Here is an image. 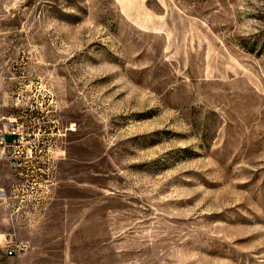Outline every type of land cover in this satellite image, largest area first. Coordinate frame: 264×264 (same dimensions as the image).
<instances>
[{
  "label": "rangeland",
  "instance_id": "rangeland-1",
  "mask_svg": "<svg viewBox=\"0 0 264 264\" xmlns=\"http://www.w3.org/2000/svg\"><path fill=\"white\" fill-rule=\"evenodd\" d=\"M0 264H264V0H0Z\"/></svg>",
  "mask_w": 264,
  "mask_h": 264
},
{
  "label": "built area",
  "instance_id": "built-area-1",
  "mask_svg": "<svg viewBox=\"0 0 264 264\" xmlns=\"http://www.w3.org/2000/svg\"><path fill=\"white\" fill-rule=\"evenodd\" d=\"M9 129H11V130L2 133L1 144H3V146L5 148H8V147H12V148L14 147L15 148L14 154H15L16 161L19 165H21L19 163V160H21L23 158L24 151L20 146L16 145V143L13 144L11 142V141L16 142L15 138H16V135L18 133V131L16 130V126L13 122H11L9 124ZM8 134L12 135L10 140L8 138ZM26 249H27V246L25 244L17 243V244H14L12 246L10 245L7 248V253L9 256H18V255L23 254L26 251Z\"/></svg>",
  "mask_w": 264,
  "mask_h": 264
}]
</instances>
